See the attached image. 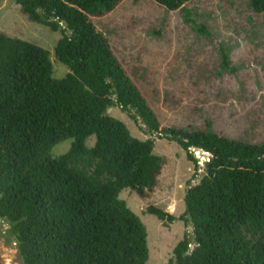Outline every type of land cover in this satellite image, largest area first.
Returning <instances> with one entry per match:
<instances>
[{"label": "trees", "instance_id": "trees-1", "mask_svg": "<svg viewBox=\"0 0 264 264\" xmlns=\"http://www.w3.org/2000/svg\"><path fill=\"white\" fill-rule=\"evenodd\" d=\"M129 1L138 0H15L31 22L62 31L56 56L70 73L61 80L49 51L0 34V220L22 264H149L147 228L120 195L130 189L146 199L166 160L154 140L134 138L108 116L112 107L176 143L196 171L194 151L210 156L185 198L181 221L194 227V243L186 236L171 264H264V142L232 141L211 123L199 132L162 125L146 85L96 26ZM148 1L176 13L194 0ZM248 3L264 26V0ZM198 33L213 38L203 24ZM68 140L70 151L53 158ZM148 214L177 221L155 206Z\"/></svg>", "mask_w": 264, "mask_h": 264}, {"label": "rangeland", "instance_id": "rangeland-1", "mask_svg": "<svg viewBox=\"0 0 264 264\" xmlns=\"http://www.w3.org/2000/svg\"><path fill=\"white\" fill-rule=\"evenodd\" d=\"M200 24L213 38L198 33ZM96 26L108 35L126 69L136 72L146 85L144 93L163 126L199 132L211 123L217 134L232 141L264 142V26L251 12L248 0H194L185 12L176 13L148 0L129 1ZM1 33L49 51L54 78L61 80L70 73L56 56L62 31L55 33L31 22L15 0L1 1ZM110 109L109 116L122 121L134 138L154 140V154L166 160L157 188L146 199L130 189L120 199L147 228L149 264H171L186 236L194 243V227L181 221L185 198L188 189L206 175L210 156L194 151L200 161L196 171L176 143L147 134L141 123L118 108ZM95 143L93 137L86 144L93 148ZM72 144L68 140L57 146L53 158L66 155ZM152 206L177 221L168 224L148 214ZM9 230L7 222L0 220V259L3 264H22Z\"/></svg>", "mask_w": 264, "mask_h": 264}, {"label": "water", "instance_id": "water-1", "mask_svg": "<svg viewBox=\"0 0 264 264\" xmlns=\"http://www.w3.org/2000/svg\"><path fill=\"white\" fill-rule=\"evenodd\" d=\"M112 111V109H109L107 112V115L109 116L110 112Z\"/></svg>", "mask_w": 264, "mask_h": 264}]
</instances>
